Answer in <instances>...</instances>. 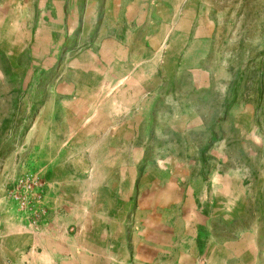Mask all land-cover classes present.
<instances>
[{"label": "rangeland", "instance_id": "rangeland-1", "mask_svg": "<svg viewBox=\"0 0 264 264\" xmlns=\"http://www.w3.org/2000/svg\"><path fill=\"white\" fill-rule=\"evenodd\" d=\"M3 5L18 20L24 14L25 33L32 27L36 33L40 19L57 18L58 49L94 46L95 36L122 34L128 26L120 15L129 10L128 0H8ZM82 16L88 30L65 41L66 33L79 35V28H70ZM40 28L47 36L48 28ZM132 58L169 60L167 97L156 104L161 116L140 131L143 155L121 163V194L83 195L82 202L110 218L117 213L112 205L119 203L121 219L139 225L148 214L178 219L191 189L192 203L208 222L209 254L227 251L233 256L229 262L240 264L241 253H264V0H132ZM63 62L56 60L57 66ZM48 67L47 60L39 63L28 51L17 64L0 50L1 149L15 150L27 141L33 94L48 87L38 80L54 73ZM205 78L210 87H204ZM184 108L199 112L197 129L166 127L164 116ZM95 181L112 187L117 180ZM41 188L29 170L0 181V264H21L18 243L2 222H21L32 230L39 213L46 214ZM205 249L201 264L207 263Z\"/></svg>", "mask_w": 264, "mask_h": 264}, {"label": "crops", "instance_id": "crops-1", "mask_svg": "<svg viewBox=\"0 0 264 264\" xmlns=\"http://www.w3.org/2000/svg\"><path fill=\"white\" fill-rule=\"evenodd\" d=\"M6 1L0 0V50L17 64L28 51L39 63L47 60L49 70H54L38 80L48 87L33 94L27 141L14 144L15 150L0 147V181L29 170L44 193L46 214L39 213L32 230L21 222H2L9 239L18 243L15 250L21 264H201L204 245L206 264H216L212 258L232 264L227 251L218 257L209 254L208 222L192 203L191 189L178 219L148 214L139 225L121 219L119 203L112 205L117 213L110 218L82 202L83 195L121 194V163L143 155L146 145L139 142L140 131L155 115L161 116L156 104L167 97L169 60L158 64L152 58L140 62L132 58V0L129 10L120 14L128 18L124 33L95 36L97 44L75 51L69 44L58 49L57 18L40 19L36 33L34 27L25 33L24 14L20 20L16 14L10 16L4 9ZM79 19L70 31L81 32L66 33L65 41L79 39L88 30V19ZM41 25L48 28L47 36ZM58 57L64 58L59 66ZM202 83L211 86L209 78ZM199 115L194 108H184L165 115V126L192 131ZM104 179L117 181L112 187L95 181ZM240 258V264H264V253L258 250L241 253Z\"/></svg>", "mask_w": 264, "mask_h": 264}]
</instances>
